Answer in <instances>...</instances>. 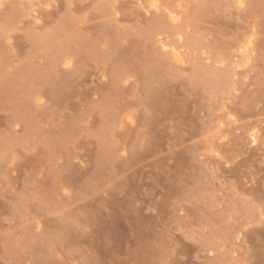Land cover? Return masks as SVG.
<instances>
[{
  "label": "rangeland",
  "instance_id": "obj_1",
  "mask_svg": "<svg viewBox=\"0 0 264 264\" xmlns=\"http://www.w3.org/2000/svg\"><path fill=\"white\" fill-rule=\"evenodd\" d=\"M0 264H264V0H0Z\"/></svg>",
  "mask_w": 264,
  "mask_h": 264
}]
</instances>
